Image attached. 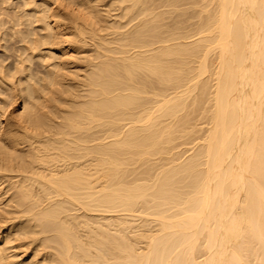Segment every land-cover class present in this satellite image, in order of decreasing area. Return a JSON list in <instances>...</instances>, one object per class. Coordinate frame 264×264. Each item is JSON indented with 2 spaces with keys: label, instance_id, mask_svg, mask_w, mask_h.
I'll use <instances>...</instances> for the list:
<instances>
[{
  "label": "bare ground",
  "instance_id": "1",
  "mask_svg": "<svg viewBox=\"0 0 264 264\" xmlns=\"http://www.w3.org/2000/svg\"><path fill=\"white\" fill-rule=\"evenodd\" d=\"M0 264H264V0H0Z\"/></svg>",
  "mask_w": 264,
  "mask_h": 264
},
{
  "label": "rangeland",
  "instance_id": "2",
  "mask_svg": "<svg viewBox=\"0 0 264 264\" xmlns=\"http://www.w3.org/2000/svg\"><path fill=\"white\" fill-rule=\"evenodd\" d=\"M180 140H181V139H180ZM185 141H186V140H185ZM181 143H182V144H180V143L178 144V145L181 147V148L178 147V148H180V149H178V150H183V149L185 150V149L190 148V147L192 146L191 142L188 143V144H191V145H189V146H184V145H183V140H182ZM188 144H187V145H188ZM181 145H182V146H181ZM185 145H186V144H185ZM178 150H177V151H178ZM185 156H187V155H185Z\"/></svg>",
  "mask_w": 264,
  "mask_h": 264
}]
</instances>
